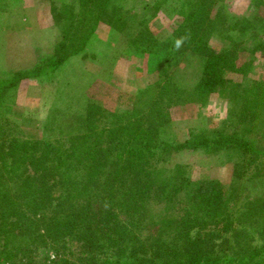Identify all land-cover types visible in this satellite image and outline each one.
I'll return each mask as SVG.
<instances>
[{
    "label": "trees",
    "instance_id": "1",
    "mask_svg": "<svg viewBox=\"0 0 264 264\" xmlns=\"http://www.w3.org/2000/svg\"><path fill=\"white\" fill-rule=\"evenodd\" d=\"M262 5L264 0H251L247 12L236 17L226 0H182L162 39L149 28V11L153 8V17L156 9L149 4L141 14L134 10L130 15L118 0H65L51 8L52 26L59 29L56 41L51 53L24 71L25 77L54 82L70 59L84 52L98 26L106 24L108 36L128 27L129 53L145 59L146 72L154 78L140 87L148 103L111 110L103 132L96 124L102 109L92 99L82 112L69 115V132L81 136L69 150L36 138L3 139L0 125V264H264V241L258 251L236 254L215 252L210 241L234 223L264 232V192L255 190L264 187V164L257 160L264 151L247 137L264 134V78L255 72L264 41L256 40L260 45L246 51L240 43L246 34L262 31L254 40L264 36ZM182 37L177 50L175 41ZM244 52L247 57L239 61ZM183 63L198 71L190 91L168 77L169 67ZM24 72L0 80V93L10 86L6 81L16 86ZM226 82L235 84L228 100L233 130L201 128L182 142L169 141L170 108L205 101ZM198 148L237 154L229 185L193 178L184 163L171 168L157 164L172 152ZM110 175L119 177L122 187L115 193L118 203L132 196L150 211L156 230L170 239L184 237L180 252L160 260L140 257L141 242L131 224L117 219L116 198L106 193ZM132 178L131 184L124 181Z\"/></svg>",
    "mask_w": 264,
    "mask_h": 264
},
{
    "label": "rangeland",
    "instance_id": "2",
    "mask_svg": "<svg viewBox=\"0 0 264 264\" xmlns=\"http://www.w3.org/2000/svg\"><path fill=\"white\" fill-rule=\"evenodd\" d=\"M64 1L0 0V80L5 81L17 72L32 68L43 55L51 53L59 31L52 26L51 8L60 7ZM181 1L118 0V3L129 15L134 10L141 14L145 4L155 7L153 17V8L149 11L148 25L162 39L171 30ZM226 2L233 16L239 17L247 12L251 0ZM258 13L264 17V5ZM108 28L106 24H100L97 35L92 37L84 52L71 58L70 64L54 82L49 83L42 77L31 75L25 77V72L16 86L12 85L14 80L6 81L10 86L3 90L4 93H0V125L5 128L3 139L9 140L13 136L36 138L50 142L56 148L69 150L81 137L75 130L69 132V115L82 112L90 99L102 109V115L96 123L101 132L108 128L106 125L111 110L126 106L142 107L148 103L144 101L148 96L141 95V90L144 91L145 87H140L151 81L154 75L146 72L145 59L129 53L126 36L128 27H122L126 31L121 29L110 36ZM253 34L259 36L262 31ZM254 36L246 34L241 40L245 51L254 47L257 41H264V36L255 40ZM214 41L217 44L221 42L216 38ZM247 54L248 52L241 53L239 61L244 60ZM140 64H143V69H135ZM255 67V72L258 70L259 76L264 78V50L256 54ZM168 77L178 87L190 91L198 80V71L183 63L169 67ZM234 87V83L226 82L218 85L216 91L205 101L171 107V120L166 125L168 140L182 142L191 131L201 128L209 132L223 130L225 134H229L234 127L228 114V100ZM149 94H155V91H149L147 95ZM145 126L148 127V123ZM96 137L104 138L102 135ZM247 137L255 141L259 150L264 151V134L247 133ZM236 158L237 154L229 149L206 153L198 148L172 152L158 159L157 164L163 168H171L176 163H184L189 166L193 178L218 180L227 186L233 178ZM257 160L264 164V153ZM124 181L131 184L134 179ZM108 183L110 186L106 193L113 200L116 198L117 219L131 224L133 234L143 246L137 248L140 257L160 260L176 251L180 252L184 237L177 236L174 240L156 230L150 222V211L141 204L138 206L132 196H126L124 201L118 203V193L116 196L115 193L122 188L119 177L110 175ZM255 190L261 193L264 192V187L257 185ZM99 191L102 198L103 190L99 188ZM101 201L106 203L105 197ZM210 241L215 245V252L219 250L236 254L258 251L264 241V232L234 223L229 231ZM43 252L51 256L53 254L51 251Z\"/></svg>",
    "mask_w": 264,
    "mask_h": 264
},
{
    "label": "clouds",
    "instance_id": "3",
    "mask_svg": "<svg viewBox=\"0 0 264 264\" xmlns=\"http://www.w3.org/2000/svg\"><path fill=\"white\" fill-rule=\"evenodd\" d=\"M186 39V37H182V38H180V39H177L176 41H175V48L178 50L182 45H183V43H184V40Z\"/></svg>",
    "mask_w": 264,
    "mask_h": 264
}]
</instances>
